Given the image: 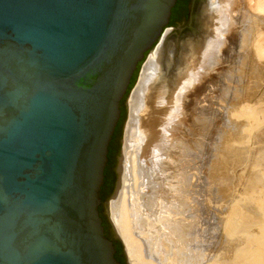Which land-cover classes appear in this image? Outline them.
I'll use <instances>...</instances> for the list:
<instances>
[{"label": "water", "instance_id": "water-1", "mask_svg": "<svg viewBox=\"0 0 264 264\" xmlns=\"http://www.w3.org/2000/svg\"><path fill=\"white\" fill-rule=\"evenodd\" d=\"M207 0H0V264H127L108 219L127 96Z\"/></svg>", "mask_w": 264, "mask_h": 264}, {"label": "rangeland", "instance_id": "rangeland-1", "mask_svg": "<svg viewBox=\"0 0 264 264\" xmlns=\"http://www.w3.org/2000/svg\"><path fill=\"white\" fill-rule=\"evenodd\" d=\"M242 1L233 0L235 28L225 36L228 53H221L218 67L199 85L184 90L179 115L170 96L160 102L166 116L141 129L151 140L148 153L144 145L133 153L127 199L136 215L134 248L141 256L136 264H264V10H257L258 0ZM232 36L235 44L230 43ZM175 43L166 69L170 86L178 84L172 97L184 81L176 79L181 49ZM129 97L122 156L133 110ZM161 138L168 142L165 150H157Z\"/></svg>", "mask_w": 264, "mask_h": 264}, {"label": "bare ground", "instance_id": "bare-ground-1", "mask_svg": "<svg viewBox=\"0 0 264 264\" xmlns=\"http://www.w3.org/2000/svg\"><path fill=\"white\" fill-rule=\"evenodd\" d=\"M232 4H233V0H207V4L202 5V7H201V19L199 21L198 29L202 31L203 40L201 38H197V39H195V41H192V39H193L192 37H186L183 41H173L171 39H169L167 41H163L164 37L171 31L170 28L168 29L169 26H167L163 30L162 34L159 36L158 40L156 41V43L154 44L152 49L146 54L144 60L142 61L143 65L141 67V70L139 71V72H141L140 76H139V81H138L136 87L134 89H132V93H131L130 97L128 96L130 107H132L133 110H132L131 118L128 122V125L126 126V137H125V141H124L123 156H122V148H121V156H122L121 175H122V164L123 163H125L124 167H123L124 171H123V175H122V180H121V175H120V187H119V190L117 191L116 197L112 201L108 199V219H109V221H110V223H111V225L115 231V234L117 235L118 239L120 240L122 246L124 245L123 246V249L125 248L124 253L126 252L125 256L127 255L126 259L128 258L127 263L129 261V264H136V262L138 260V255H139V254L137 255V253L135 254V248H134L135 241L134 240H136L137 238L134 239V237H135L134 231L136 230V227L132 222V221H134L132 219L135 218L136 215H133V210H131V208L127 202L128 194L130 191V184H131L130 182H131V177H132V176L130 177V174L134 173L133 162H134L135 157H133V153H134L135 149L138 150L143 145H144V147H143V152H144L147 149L146 144L149 143L151 140L150 134H148L147 132H144L142 134L141 129H142V127L146 126V124L148 122H150L152 119L154 121L153 123H156V121H158V119L156 120V118L159 115H161V117L166 116L163 112L160 111L161 110L160 109V102H163V101L167 102V100L169 101L170 96H171L173 102L175 103L174 105L176 106V109L177 108L179 109L178 110L179 112L175 110L176 113H178V115H179L180 110L184 109L183 108L184 106L181 108V105H184V104H181V102H183L182 99L184 100V95L186 94V92L184 90H187L189 87H191L193 85H196V84L199 85L205 78L209 77V75H207V74H209V71H211L210 69H213L214 67H216L217 63L220 62V59H221L220 55L222 52H224V48L226 47L225 36L228 34L232 35V32H233L232 30H233V28H235V27H232L233 26V20L231 19V16H230L231 15L230 13L232 12ZM249 4H251V3H249ZM256 8H258L257 10H259V12L261 10H264V0H258ZM244 15H245V13H244ZM255 20L256 19H254V22H255ZM255 28H256V26H255ZM245 41L247 42V40H245ZM175 42L180 43L178 45L181 49V55L178 58V60H180V69H179V73H178V78H176V79L179 80V78L181 77V78H184V81L180 82V84L183 83L182 86L179 87V90L177 91L176 95L174 97H172L173 91L175 89H178V86H177L178 84L176 86H174V84H173L174 88L172 86H170L172 81L171 82L169 81V78L167 77L168 73H166V69L169 68V66L172 64L173 57H174L176 47H177V44ZM232 42H233V36L231 38L230 43L232 44ZM234 42H233V44L236 43V42L235 43ZM250 43H251V41H250ZM225 50H226V48H225ZM228 50H230V49H228ZM226 53H228V52H226ZM222 60H224V59H222ZM172 69H171V71H172ZM139 72H138V75H139ZM178 80H177V82H178ZM171 88H173V89H171ZM199 88L203 89L202 87H199ZM191 91H193V90H191ZM184 92H185V94H183ZM157 99H159L160 101L157 102ZM183 103H185V102H183ZM155 104H157L156 107L154 106ZM127 105H128V98H127ZM153 106H154V108H153ZM134 109L136 111H134ZM151 112H152V115H151ZM184 113H186V111H184ZM184 113H182V114H184ZM171 117L174 118V115H172ZM183 117H184V115H182V118ZM172 118L170 120L169 119L168 120L171 122ZM175 120H178V117H176ZM180 121H182V122H180V124L181 123L183 124V119H180ZM182 124H181V126H182ZM170 125H172V124L170 123ZM177 125L178 124H176V126ZM187 125H189V124H187ZM177 127H179V126H177ZM172 130H174V129H172ZM177 130H179V129H177ZM168 135L169 134L167 133V137H168ZM161 139L163 140V138H161ZM165 144H168V142H165V139H164L162 146H161V144L158 145L157 150H161V148L162 149L164 148L163 150H165V147L167 146ZM181 152H182V149H181ZM145 153H148V150H146ZM183 153H184V151H183ZM123 160H124V162H123ZM129 164H130V166H129ZM156 166H157V164H156ZM161 172H162V170H161ZM164 197H166V196H164ZM139 209L141 210V208H139ZM148 210H150V209H148ZM150 212H151V210H150ZM136 232H137V230H136ZM137 245H138V243H137ZM139 257H141V256L139 255ZM138 262H139V260H138Z\"/></svg>", "mask_w": 264, "mask_h": 264}, {"label": "trees", "instance_id": "trees-1", "mask_svg": "<svg viewBox=\"0 0 264 264\" xmlns=\"http://www.w3.org/2000/svg\"><path fill=\"white\" fill-rule=\"evenodd\" d=\"M142 65H143V63L140 65V67H139V71H140V68H141V66H142ZM139 71H138V72H139ZM135 84H136V82H134V84H133L132 88L130 89V92H131V91H132V89L134 88ZM130 92H129L128 96L130 95ZM128 96H127V98H128Z\"/></svg>", "mask_w": 264, "mask_h": 264}, {"label": "flooded vegetation", "instance_id": "flooded-vegetation-1", "mask_svg": "<svg viewBox=\"0 0 264 264\" xmlns=\"http://www.w3.org/2000/svg\"><path fill=\"white\" fill-rule=\"evenodd\" d=\"M169 28L172 30V29H173V26H169L168 29H169Z\"/></svg>", "mask_w": 264, "mask_h": 264}]
</instances>
